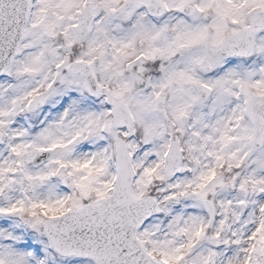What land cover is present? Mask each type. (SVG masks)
I'll list each match as a JSON object with an SVG mask.
<instances>
[{"label": "snow or ice", "instance_id": "6c2138e0", "mask_svg": "<svg viewBox=\"0 0 264 264\" xmlns=\"http://www.w3.org/2000/svg\"><path fill=\"white\" fill-rule=\"evenodd\" d=\"M0 264H264V0H0Z\"/></svg>", "mask_w": 264, "mask_h": 264}]
</instances>
